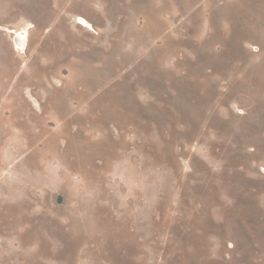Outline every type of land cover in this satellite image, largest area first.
<instances>
[{"label":"rangeland","instance_id":"obj_1","mask_svg":"<svg viewBox=\"0 0 264 264\" xmlns=\"http://www.w3.org/2000/svg\"><path fill=\"white\" fill-rule=\"evenodd\" d=\"M0 264H264V0H0Z\"/></svg>","mask_w":264,"mask_h":264},{"label":"bare ground","instance_id":"obj_2","mask_svg":"<svg viewBox=\"0 0 264 264\" xmlns=\"http://www.w3.org/2000/svg\"><path fill=\"white\" fill-rule=\"evenodd\" d=\"M81 19V18H80ZM85 24H88L87 22L85 23ZM9 33H12V32H9ZM15 37H14V41H15V43L18 45V46H20V47H22V48H24L25 46H26V44H27V41H28V37H29V35H28V31L27 30H20L19 32H16L15 33V35H14ZM15 44V45H16ZM16 45V46H17Z\"/></svg>","mask_w":264,"mask_h":264},{"label":"water","instance_id":"obj_3","mask_svg":"<svg viewBox=\"0 0 264 264\" xmlns=\"http://www.w3.org/2000/svg\"><path fill=\"white\" fill-rule=\"evenodd\" d=\"M58 201H59V202L61 201V197H60V196H58Z\"/></svg>","mask_w":264,"mask_h":264}]
</instances>
